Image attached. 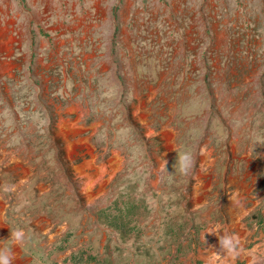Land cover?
Instances as JSON below:
<instances>
[{
    "label": "rangeland",
    "instance_id": "374dc122",
    "mask_svg": "<svg viewBox=\"0 0 264 264\" xmlns=\"http://www.w3.org/2000/svg\"><path fill=\"white\" fill-rule=\"evenodd\" d=\"M63 120L82 131L59 133ZM202 146L213 162L196 204ZM113 152L89 201L75 166L93 154L94 173ZM243 185L246 234L227 249L264 264V0H0V255L205 264L214 229L239 232L229 198Z\"/></svg>",
    "mask_w": 264,
    "mask_h": 264
},
{
    "label": "bare ground",
    "instance_id": "6f19581e",
    "mask_svg": "<svg viewBox=\"0 0 264 264\" xmlns=\"http://www.w3.org/2000/svg\"><path fill=\"white\" fill-rule=\"evenodd\" d=\"M4 44H5V42H4ZM2 68L4 69L5 67L3 66ZM5 69H7V68H5ZM145 102L146 101L143 99L140 100L138 103V106L136 107L135 113H136L137 118L141 122L142 121L147 122L146 121L147 111L144 109ZM71 109L74 110L75 107H71ZM58 128H59V133H62L65 136H67L68 134H72V135L76 134V133L82 131V129H83L82 126H80L76 123V120L75 121L63 120ZM151 132L152 131H150V130L148 131V133H151ZM161 134L165 140V146L167 148V152L165 154L168 155L169 151L171 150V148L174 145V143H173L174 132L168 128H162ZM86 141H87V138H79L75 141H67L66 148H67L68 153L71 154L79 142L86 144L87 143ZM231 146L233 148V143L231 144ZM88 151L89 152L92 151V147L90 145H88ZM91 156H92L91 159L89 158L87 160H84L81 164L75 166L78 175L81 178H83L82 192L84 193L85 197L89 201H91L95 195V192L92 190L93 186L96 183H99L100 187L97 191L100 192L103 189V186L106 184V182L109 179V177L104 178L103 175L105 173H108V175L111 176L118 169V167L120 165V159H121L120 156H118V154L116 152H113V155L108 160V163H104V164H101L99 166L94 167V169H95L94 173L93 172L90 173L89 171H86V170L88 168L93 167V159H94L93 156L94 155L91 154ZM14 160L17 163H21V161L16 159V158ZM212 162H213V158L211 157V149H206L204 146H202L200 149V154H199L198 168L196 169L195 174L193 176L196 183H195L194 188H193L192 200L196 204L202 202L204 195H206V193L208 192V189L210 187V182L208 180H204L203 178L208 174L207 170H208V167L212 164ZM25 173H26V171H25ZM245 190H246V188L243 185V186L239 187L237 192L232 197L229 198L231 200V208L229 211L231 212V214L233 216V225L235 227L239 228V232L237 234H235L234 236L228 238V237H226V235L224 234L223 231H216L214 229L213 231H214L215 237H217V240L214 242V244L211 245L210 252L213 255H211V257H207L205 264H217L214 259H215V257L219 256L220 254H223V261H224V259L226 260V258L227 259L232 258L234 256V254H236V253H239L242 257L244 256V257L248 258L249 259L248 264L254 263V261H253L254 258H252L253 257L252 255H254V254L251 251H243V250H236L235 251L231 247H230V249H227L228 246H231L232 242H237V244L239 243L240 245L243 244L242 242H243V238L245 236L244 235L245 229L243 228V226L241 225V223L238 220H239L240 216L244 213V210L242 208L241 197H242V193ZM0 218H1V213H0ZM4 228L5 227H2V224H0V229L2 230ZM18 262H19V259L17 258V250H16L9 257V264H18Z\"/></svg>",
    "mask_w": 264,
    "mask_h": 264
},
{
    "label": "clouds",
    "instance_id": "9594fccd",
    "mask_svg": "<svg viewBox=\"0 0 264 264\" xmlns=\"http://www.w3.org/2000/svg\"><path fill=\"white\" fill-rule=\"evenodd\" d=\"M0 264H9L8 256L0 255Z\"/></svg>",
    "mask_w": 264,
    "mask_h": 264
},
{
    "label": "flooded vegetation",
    "instance_id": "af4514ba",
    "mask_svg": "<svg viewBox=\"0 0 264 264\" xmlns=\"http://www.w3.org/2000/svg\"><path fill=\"white\" fill-rule=\"evenodd\" d=\"M19 169V168H18ZM15 169H9L8 172H14Z\"/></svg>",
    "mask_w": 264,
    "mask_h": 264
},
{
    "label": "crops",
    "instance_id": "0c3cea01",
    "mask_svg": "<svg viewBox=\"0 0 264 264\" xmlns=\"http://www.w3.org/2000/svg\"><path fill=\"white\" fill-rule=\"evenodd\" d=\"M19 160V159H18ZM17 257H18V255H17ZM244 258H246V257H244ZM246 259H248V258H246Z\"/></svg>",
    "mask_w": 264,
    "mask_h": 264
}]
</instances>
